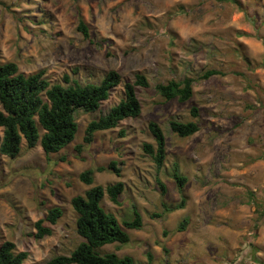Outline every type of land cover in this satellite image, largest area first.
Segmentation results:
<instances>
[{
  "label": "rangeland",
  "instance_id": "374dc122",
  "mask_svg": "<svg viewBox=\"0 0 264 264\" xmlns=\"http://www.w3.org/2000/svg\"><path fill=\"white\" fill-rule=\"evenodd\" d=\"M81 20L89 37L78 29ZM0 52L25 74L44 69L53 81L69 75L99 82L115 69L124 80L142 73L150 82L137 87L140 115L96 132L91 144L84 143L86 125L119 101L122 85L97 111L77 114L76 138L60 152L46 155L40 144L23 142L16 158L0 153V244L12 240L27 250L26 264H49L83 240L72 197L123 181L120 203L105 194L102 205L121 223L137 209L143 226L123 224L129 242L107 244L104 252L130 255L136 264H148V252L153 264H264V214L254 212L255 202L264 203V0H0ZM208 69L220 73L200 78ZM185 76L195 79L187 101L156 90L158 82ZM172 119L196 120L200 129L180 137ZM150 121L167 138L162 169L143 148L155 144ZM112 160L120 176L106 169L92 184L79 178ZM173 163L188 177L187 203L166 212L163 203L181 197L169 174ZM53 206L63 214L51 235L37 239L35 222ZM184 217L186 229L174 232Z\"/></svg>",
  "mask_w": 264,
  "mask_h": 264
},
{
  "label": "trees",
  "instance_id": "16d2710c",
  "mask_svg": "<svg viewBox=\"0 0 264 264\" xmlns=\"http://www.w3.org/2000/svg\"><path fill=\"white\" fill-rule=\"evenodd\" d=\"M178 12H186V8L180 6ZM78 29L85 37L90 36L88 26L83 20L79 22ZM217 73L220 71L208 69L200 78H209ZM194 81L191 76L170 79L158 82L156 90L167 100L177 98L187 101L193 96ZM118 85L123 87L119 101L106 114L90 120L86 125V144L94 141L96 132L113 129L121 121L140 115L142 104L137 87L150 86L147 76L137 73L134 81L124 80L117 70L111 69L99 82H81L69 75H64L62 81H53L44 69L25 74L16 61H2L0 52V153L16 158L22 151L23 142L27 148L40 144L46 155L60 152L76 138L79 130L77 114L97 111ZM192 113L197 116L198 109L193 107ZM170 127L180 137H189L200 129L196 120L172 119ZM149 129L155 144L145 142L143 148L153 158L157 168L162 169L167 156V138L164 130L155 121H150ZM121 135H124V131ZM76 148L81 150L82 145L79 144ZM106 169L121 175L117 161L112 160L108 166L100 165L83 170L79 178L86 184H92L95 172ZM169 174L175 179L181 197L176 203H163L166 212L182 209L187 203V175L178 163H173ZM157 180L162 193L165 194V183L159 178ZM123 191L124 182L116 181L106 186L93 185L84 193L74 195L71 204L77 213L76 230L83 240L70 253L51 258L49 264H136L130 255H119L115 251L104 252L102 249L107 244L129 242L130 236L123 224L129 229H140L143 226V217L137 209L133 210L131 218L121 223L115 214L103 207L105 194H108L112 202L118 204ZM255 205L254 212L260 218L264 214V203L255 202ZM62 214L63 209L60 206L51 207L43 218L35 222L36 231L33 235L37 239L51 235L52 225L58 222ZM187 223L188 218L184 217L173 231L185 230ZM165 233L168 234V231ZM29 254L27 250H17L16 243L12 240H4L0 244V264H26ZM147 254L148 264H153V255L150 252Z\"/></svg>",
  "mask_w": 264,
  "mask_h": 264
}]
</instances>
